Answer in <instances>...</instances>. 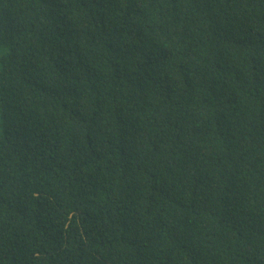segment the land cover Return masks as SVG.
Listing matches in <instances>:
<instances>
[{
	"label": "trees",
	"instance_id": "obj_1",
	"mask_svg": "<svg viewBox=\"0 0 264 264\" xmlns=\"http://www.w3.org/2000/svg\"><path fill=\"white\" fill-rule=\"evenodd\" d=\"M0 264H264V0H0Z\"/></svg>",
	"mask_w": 264,
	"mask_h": 264
}]
</instances>
